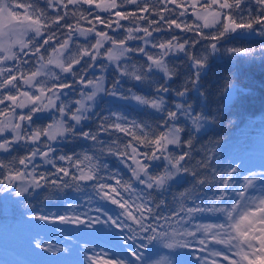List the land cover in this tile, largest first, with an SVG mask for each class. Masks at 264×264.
<instances>
[{
	"label": "trees",
	"instance_id": "1",
	"mask_svg": "<svg viewBox=\"0 0 264 264\" xmlns=\"http://www.w3.org/2000/svg\"><path fill=\"white\" fill-rule=\"evenodd\" d=\"M61 1L64 3L63 8L56 5V9L49 7V3H40L47 11L41 10L43 20L39 18L41 29L45 31L41 46L49 45L52 48L56 43L58 48H62L65 42L71 41L72 50H75L79 45H86L90 41H94L95 45L97 38L106 39L111 45H121L120 41H123L128 53L122 64L125 69L130 67L135 75L138 70L141 77L134 80V84L129 83L128 90L144 99L157 97L161 87L165 88V81L159 75L149 73L150 59L143 53L159 56L163 48L174 43L183 46L179 57L167 62L173 78L171 91L177 95L191 93L200 77V94L198 97L190 95L188 102L194 108V115L203 117L213 125V129L194 140L196 144L192 151L184 144L191 139L187 141L179 133L183 142L179 141L177 147L186 145L181 155L183 157L199 153L201 156L198 161H202L199 164L203 169L200 167L201 170L195 169L192 173L194 180H189L194 185H175L163 194L155 192L144 199L147 202L144 205L152 210L151 215L157 216L155 220L145 221L156 229L157 238L148 240L146 237L154 233L140 231L139 225L126 215L127 211H132L136 216L140 213L137 211L139 205L133 207L131 204L130 199L137 191H133L131 176L123 167L126 157L120 150L122 145L127 148L133 147L131 145L143 148V135L149 134L154 141L163 135V129L156 128L158 119L155 115L139 112L132 106L103 100L98 115H95L103 121H96L94 117L95 121L80 129L72 125L65 141L59 146L54 166L37 169L33 180L37 179L39 183V193L32 188L31 196L25 201L26 205L12 211L9 208L11 205L0 198V243L4 249L10 250L27 242V236L21 237L19 233H15L14 226L17 224L22 225L25 230L29 227L32 229L33 222L40 220L37 217L46 216L47 220L37 222L45 226L53 223L55 217L66 215L71 206L85 204L90 208L96 203L102 209H108L109 213H112L111 209L115 210L119 223L125 229L123 239L126 241L129 236L132 237L125 248L130 254V264H205V254H200L196 259L195 256L203 253V250L217 252L219 246L223 245L217 237H230L231 233L235 236L229 227L235 219L230 218L232 222L228 220L234 207L230 165L235 158L238 140L241 139L242 147L244 145L250 148L249 155L256 153L264 156V136L262 139L252 140L253 133L259 127L257 130L239 133L253 119L259 116L264 119V25L254 23L252 29L237 28L226 32L223 26L228 23L226 14L231 15L236 23L264 19V5L258 4L256 0H241L238 8L216 7L215 12H219L220 16H213V26L207 29L195 19L187 0H137L135 4L132 0H116V8L108 11L96 6L103 0ZM229 3H234V0H229ZM204 6L210 7L209 4ZM118 12L121 13L120 16L116 15ZM177 24L180 25L179 28L176 27ZM80 28L94 31L95 36L85 42L77 35V29ZM149 35L154 48L145 50L143 41ZM44 40H48V43H44ZM162 44L165 47H160ZM213 44L215 48L212 47ZM197 60L202 64L199 68ZM138 81L141 82L140 87L137 85ZM231 86L236 87L237 92L231 104L227 105L225 94ZM121 88H125L123 83ZM2 97L3 91H0V98ZM116 124L127 131H133L134 127L138 130L143 128L140 130L143 135L138 138L136 132L138 139L131 138L129 144L131 133L117 129ZM184 127L190 128L188 123ZM184 129L179 128V131L183 132ZM82 132H88L90 136L86 138ZM127 135L126 139L123 138ZM91 136H95V139ZM2 160L12 164L11 158L0 155V163ZM28 162L29 159L26 161L27 165ZM3 168L5 166L1 164L0 173L3 174L0 187L5 183L4 178L17 176L19 168L23 166L10 168V173ZM60 168L66 169L69 175L65 176L59 171ZM90 169L93 179L78 178L82 171L86 174ZM1 194L0 190V197ZM113 199L117 203H113ZM121 204H124V208L120 207ZM145 216H148L147 212ZM212 224H224L225 228L216 233L211 229L206 231L205 226ZM161 233L167 235H160ZM132 252H137L139 259Z\"/></svg>",
	"mask_w": 264,
	"mask_h": 264
},
{
	"label": "rangeland",
	"instance_id": "2",
	"mask_svg": "<svg viewBox=\"0 0 264 264\" xmlns=\"http://www.w3.org/2000/svg\"><path fill=\"white\" fill-rule=\"evenodd\" d=\"M136 1L132 0L133 4ZM187 1L194 11L195 19L205 28H211L212 14L216 13L215 8L219 7V4H214L212 0ZM2 2L10 4L11 10L16 12L18 16H30L33 20L39 18L43 20V17L40 15L41 10L47 11L45 7L40 5L42 2L45 4L49 3V7L53 9H56V5L60 8L64 6L61 0H0V3ZM112 4L115 6L111 7L110 5ZM204 4H209L210 7L204 6ZM96 6L98 9L108 11L109 9L116 8V0H103ZM201 17H206V19H202ZM20 24L21 21L19 20L9 23L0 15V43L11 45V53L14 54L10 55L4 51H0L4 57H9L5 59L0 54V91H3V97L0 98L3 101V103H0V128L4 129L0 132V145H4V147H0V155L11 158L12 160V164L6 160H2L0 165H4L5 168L3 169L8 173L12 171L10 168L14 166H23V168H19V173L22 175L19 177L4 178L3 182H10L4 183L0 187L2 193L0 198L11 205L9 207L11 211L26 205L25 201L31 196L30 192L32 188L35 192L39 193V186H37L39 183L37 179L33 180L34 175L37 169L40 170L48 168V166H54L57 161L55 157L57 152L54 148L65 141L69 131L57 136L56 140H50L44 135H41L37 140H33L31 138L32 135L37 130L47 129L48 125H53L61 121H63L65 127H70L71 129L72 124L67 122V120L71 119L72 115L76 114V110L81 107V104L78 102H83L85 107L82 110V118L79 123L71 119L73 124H76V129L84 123L95 121L94 117H96V121H103L95 115H98L100 100L108 96H110L109 100L127 102L138 110L149 111L148 115L152 114L157 116L158 122H156V128L159 130L163 129V134H167L170 131L173 132L180 142H183L180 134L187 141L191 139L190 142L184 143L190 147L191 151L194 150L196 144L194 140H197L198 137L213 129L211 123L207 122L201 116L194 115V110L187 107L188 104L185 103L187 95L171 96L168 89H166L161 99H147V101L151 102L144 103L142 102L144 101L143 99H136L138 96L124 97L116 93L110 94L107 86L108 79L110 80L109 87H112L118 85L117 82H125L126 84L129 82L132 84L134 80L136 81L135 77L139 76L137 73L138 70L135 75L130 67H126L125 69L123 64H121L122 59L128 53L126 45H111V42L106 39L97 38V41H101V46L98 49L95 48L96 44L94 45V41H90L86 45H79L72 52L70 43L67 44V47L62 48H58L56 43L52 48L49 45V48L47 46L42 47L41 38L44 36L45 31L41 29L40 35H37L31 29L25 31L22 27H16ZM14 28L15 31H13ZM18 33H22V35H18ZM94 36L95 33L92 30L82 29L79 31L80 39L87 40ZM18 38L22 39L27 47H22L19 43H14ZM143 44L145 49L152 46L150 35L144 38ZM85 49L91 55L84 54ZM182 50L183 48L178 43H174L172 46L163 49V54L169 57L171 55L177 56ZM110 52L113 57L118 58H110ZM151 55L153 56L154 54ZM77 58L79 59V63H72L71 71L69 72H64L58 66L57 61L67 67L71 61ZM49 60L53 62L49 63ZM105 61L107 63H104ZM154 63L152 64V71L163 75L167 82L171 84V77L165 71V65L161 62L163 67H159ZM38 70L42 74L37 76L31 84L25 83L32 73ZM96 70L100 71L97 81L96 79H90L88 76V72H96ZM149 73H152L151 70H149ZM13 76L16 79L6 84L5 81L11 79ZM40 82H44L47 88H53L58 98L52 92H49L47 96L53 98L54 106L48 105L43 111L32 113L31 109L34 105L26 97L20 95V93L28 92L30 95H38ZM142 83L145 84L146 81ZM60 84H68L70 87L60 88ZM137 85L140 87L141 82L138 81ZM161 90H163V87H161L157 96L163 92ZM236 92L237 89L234 86L227 89L225 94L227 105H230L234 100ZM93 93V99L88 100L87 97ZM193 93L194 96H199L200 77L197 79ZM9 95L17 97L15 104L13 101L7 99ZM42 100L44 104H47V97L42 98ZM21 102L25 104L24 107L17 106ZM153 102H156L159 107H152ZM61 109H63V112H61ZM170 113H175L176 115L171 116ZM22 115H32V121L30 122L27 119L21 121L19 117ZM170 119L177 121L179 124L175 126L170 124ZM260 120L259 117L248 122L241 129V132L261 127ZM181 123L183 124L180 126ZM185 123H188L190 126L189 129H184ZM17 124L20 125L19 129L14 127ZM178 128L184 129L182 130L183 132H180ZM133 129V131L124 130V132L131 133L130 135L132 137L128 139L129 144H131V138L137 140L143 135L140 133V130H143V128L138 130L134 127ZM136 132H138L137 139ZM127 137L128 135L123 136L125 139ZM252 138V140H256L259 137L254 135ZM141 140L144 145L143 152L136 150L133 153L134 147L127 148L124 145H122L120 150L129 159V162L126 161V163H123V167L135 179V183L139 186L144 185L147 187V183L149 182L148 177L151 176L153 178L151 181L153 187L151 189L147 188L159 194H163L170 188L175 187V185H194V182L189 180L193 179L192 173L195 172V169H203L202 165L199 164L202 161H198V157L201 156L199 153H194L191 157L186 156L184 159H180L186 145L177 147V144H168L160 150H157L149 134L143 135ZM189 143L190 145H188ZM117 145L118 143L115 144L116 148ZM107 146L109 147L110 145ZM47 148L48 150L46 151ZM173 149L177 151L173 152ZM249 150L250 148L243 147L241 153L235 155L230 165L233 180L232 187L234 188L232 201L235 207L231 209L232 213L229 216L228 222H232L230 218L237 221L245 213L256 212V206L261 199H264V158L258 154L250 156ZM33 152H36L35 156H31ZM44 152L48 153L46 157L43 155ZM152 152L156 153L157 158H152ZM145 154H147V158H145ZM27 159H29L28 165L26 163ZM21 160L24 161L23 164L20 163ZM137 160L140 161L141 165H149L147 175L139 171L136 164ZM232 168H236V171L233 172ZM169 173L171 174L170 178L162 186L155 184V178ZM2 174L3 172L0 173L1 181ZM138 176L139 179L137 178ZM141 181H144V183H141ZM17 192L20 195H17ZM241 192L244 193L243 197L239 195ZM137 198L139 201L141 200L145 203L143 200L144 196L140 195V193L137 195ZM95 206L97 208V205ZM96 208L90 210L79 207L70 209L68 214L63 216L67 217V220L61 221L59 219L61 216L55 217L52 220L53 223L50 222L40 227L33 234L32 237H37L36 239H26L29 242V246H19L16 249L21 250L26 248L24 256L29 259L28 264H41L38 262V258H41L46 264L49 260H52V264H94V262L95 264H104V261L108 259L116 261V264H119L120 261H123L124 264H129L118 248L116 250L119 253L110 249L111 245L106 243L107 239L119 241L121 235L116 232L114 223L109 219V216L104 212H99L101 210ZM261 215V213L256 212L255 217L249 216V221H252L254 224L253 230L249 232V237L264 236V232L260 231V229L264 228V224L259 222ZM78 221H83V223ZM241 228L242 230H246V225H242ZM211 230L214 231L213 233H216L223 229L212 228ZM17 231L19 233L25 232L21 228ZM217 239L223 242V245L220 246L221 248L216 250L217 252H211L209 250L206 252L203 250V253L195 256V259L200 257V254H205L206 258L203 260L205 264H210L212 260H214V264H249L250 260L254 261V264H264V248L261 247L260 240H243L241 238L238 241L233 238L232 233L230 237H223L221 235ZM249 243H251L252 247H249ZM244 253L248 255L247 260L243 259ZM207 257H210V259ZM0 264L10 263L3 262L0 258Z\"/></svg>",
	"mask_w": 264,
	"mask_h": 264
},
{
	"label": "snow or ice",
	"instance_id": "3",
	"mask_svg": "<svg viewBox=\"0 0 264 264\" xmlns=\"http://www.w3.org/2000/svg\"><path fill=\"white\" fill-rule=\"evenodd\" d=\"M212 2L214 4H219V7L221 9H232L233 7L238 8L240 6L241 0H234V3H229V0H223L222 3L220 2V0H212ZM256 2L258 4H260V5H264V0H256ZM110 6L114 7L115 5L112 4ZM0 15H2L3 18L6 21H8L9 23H11L13 21H17V20L21 21V24L17 25L16 27H22V28H24L25 31L31 29L37 35H40V33H41V25H40L39 19L33 20L30 16H23V17L18 16L16 12L11 10V5L8 4L7 2L0 3ZM116 15L120 16L121 13L118 12V13H116ZM212 15L214 17H219L220 13L216 12V13H213ZM226 15H227L228 23L223 26L225 32L228 31L229 29L235 31V29H237V28L252 29L254 23L255 24L264 25V19H261V18H256L255 20H250L247 23H236L232 19L231 15H228V14H226ZM201 18L202 19H206V17H201ZM24 22H27V23H24ZM172 23H175V21H173ZM176 27L179 28L180 25L177 24ZM13 31H15V28L13 29ZM145 31H147V29H145ZM18 35H22V33H18ZM97 35L104 36L105 34L104 33H97ZM49 39H51V37H49ZM213 39H215V37H213ZM14 43H19V44L22 45V47H27V45L24 43V41L22 39H19V38ZM44 43H48V40H44ZM113 43H115V42H113ZM123 43H124L123 41H120L121 45H123ZM100 46H101V41H97L95 48L98 49ZM11 47L12 46L9 45V44L0 43V51H4V52H6V53H8L10 55H14L13 53H11ZM62 47H67V42H65V44L62 45ZM160 47L163 48V47H165V45L162 44V45H160ZM181 47H183V46L181 45ZM212 47L215 48V44H213ZM84 54L91 55V53H89L86 49L84 50ZM109 56H110V58H118V57H113L111 52L109 53ZM4 58L7 59L9 57L5 56ZM149 59H151V57H149ZM52 62L53 61L49 60V63H52ZM57 63H58V66L64 72H69V71H71L72 63H79V59L77 58L74 61H71L68 64L67 67H65L64 64L60 63L59 61H57ZM155 63L157 64V66L163 67V65L161 64L160 61H156ZM196 65H197L198 68L201 67L202 66L201 61L197 60L196 61ZM165 71H167L166 68H165ZM41 74L42 73L39 70L38 71H34L32 73V75L25 81V83L31 84L32 81H34L35 78L37 76H40ZM135 78L137 80H139L141 77L140 76H136ZM15 79H16V77L13 76V77H11V79L5 81V83L9 84V83L12 82V80H15ZM59 87L60 88H65V87H70V85H68V84H60ZM38 92H39L38 95H30L28 92L20 93V95L26 97L28 99V101H30L34 105V107L31 109L32 113L43 111L48 105H53L54 106L53 98L47 96V94L49 92H52L55 95V97L58 98V95L55 93L54 89L53 88H47L46 84L44 82H40L39 88H38ZM44 97H47V104L43 103L42 98H44ZM93 97H94V93L92 95H89L87 97V99L88 100H92ZM7 99L13 101V103L15 104L16 100H17V97L9 95L7 97ZM136 99L137 100H141L142 98L141 97H136ZM38 102H40V103L38 104ZM142 102L147 103V101H142ZM0 103H3V101L0 100ZM78 103L81 104V107L78 108L76 110V114H73L72 117H71V119L76 121L77 123H79V121L81 120V118H82V110L85 107L83 102H78ZM17 106L18 107H24L25 104L23 102H21ZM152 107H159V105L156 102H153L152 103ZM61 112H63V109H61ZM170 115L171 116H175L176 114L175 113H170ZM19 119L21 121L27 119L28 121L31 122L32 121V115H27V116H23L22 115V116L19 117ZM14 127L16 129H19L20 125L17 124ZM115 127L117 129H120L121 131H124V129L120 128L119 124H116ZM3 130H4L3 128H0V132H2ZM69 130H70V127H65L63 121H61V122H58V123L53 124V125H48L47 129L37 130L32 135L31 138L33 140H37V139H39V137L41 135H44L45 137H47L50 140H56L57 136L63 135L65 132H67ZM82 135L84 137L88 138L90 136V133L82 132ZM91 138L95 139V136H91ZM178 142H179L178 137L173 132L170 131L167 134H163V135L157 137L152 143L155 145L157 150H160L161 148L165 147L168 144H177ZM0 147H4V145H0ZM135 151H136V149L134 148L133 149V153H135ZM32 155L35 156L36 152H33ZM43 155L46 157L48 155V153L44 152ZM151 156H152V158H157L155 152H152ZM145 158H147V154H145ZM61 159H64V157H61ZM85 159H88V158L85 157ZM180 159H184V157L181 156ZM20 163L23 164L24 161L21 160ZM136 164H137V166L139 168V171L140 172H144L147 175V168L149 167V165H141L139 160L136 161ZM237 167H239V166L237 165ZM59 171L62 172L65 176L69 175V172L66 169H64V168H60ZM232 171L235 172L236 168H232ZM20 175H22V174L18 173L17 177H19ZM170 176H171L170 173L166 174V175H163V176H159L158 178H155L154 182H155L156 185L162 186L164 184V182L168 178H170ZM78 178L80 180H91V179L94 178V176H93V174L91 172V169H90L89 172L86 173V174L83 173V171H82V174ZM137 178L139 179V176ZM148 180H149V182L147 183V187L151 189L153 187V183L151 182L153 180V178L151 176H149ZM141 183H144V181H141ZM101 187H104V186L101 185ZM5 190H7V189H5ZM17 195H20V193L17 192ZM105 195H107V193H105ZM239 195L241 197H243L244 193L241 192ZM112 202L113 203H117V201L115 199H113ZM120 207L124 208V204H121ZM137 211H139V213H140L139 216L133 215L132 211H127L126 215H127V217L129 219L133 220L137 225H139V230L140 231L145 232V233L151 231V232L154 233V235L146 237L148 240L156 239L157 238V236L155 234L156 233V229H154L151 224H146L145 221L148 220V219L155 220V219H157V216H152L151 215V212H152L151 208L147 207L146 205H139L138 208H137ZM145 212L148 213V216H145ZM256 212H259V213L262 214L259 217V222L264 224V199H261L259 204L256 206ZM256 212L245 213L244 215H242L240 217L239 220H237L234 223H232L231 225H229V227L235 233V236L233 237L234 239H237L238 241L241 238H243V240H257L258 239V240H260L261 247L264 248V236H261V237L251 236V237H249V232L252 231L253 228H254V224L252 223V221H249V216L255 217L256 216ZM37 218L40 219V220H47L48 219V217H46V216H39ZM59 219L61 221H65L68 218L61 216V217H59ZM78 222L83 223V221H78ZM112 223L117 224V221L113 220ZM242 225H246V230H242V228H241ZM117 226L119 227L120 225L117 224ZM212 228L224 229L225 225L224 224H219V225H206L205 226V230L206 231L210 230ZM260 231L264 232V228L260 229ZM160 235H167V233H161ZM131 239H132V237L129 236L127 238V240L125 241V243H127ZM201 243H203V241H201ZM130 247H131V245H130ZM169 247H171V245H169ZM249 247H252L251 243H249ZM132 255L136 256L137 259H139V255H138L137 252H132ZM243 259H245V260L248 259L247 253L243 254ZM94 264H95V262H94ZM104 264H116V261L108 259V260L104 261ZM119 264H124V262L120 261ZM249 264H254V261L250 260Z\"/></svg>",
	"mask_w": 264,
	"mask_h": 264
}]
</instances>
